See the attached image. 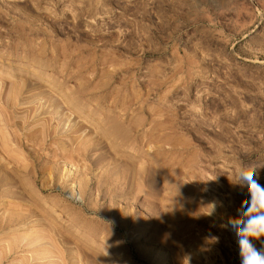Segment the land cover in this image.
I'll return each mask as SVG.
<instances>
[{
  "label": "rangeland",
  "instance_id": "374dc122",
  "mask_svg": "<svg viewBox=\"0 0 264 264\" xmlns=\"http://www.w3.org/2000/svg\"><path fill=\"white\" fill-rule=\"evenodd\" d=\"M0 10V264H240L224 225L239 169L264 183V0Z\"/></svg>",
  "mask_w": 264,
  "mask_h": 264
},
{
  "label": "clouds",
  "instance_id": "9594fccd",
  "mask_svg": "<svg viewBox=\"0 0 264 264\" xmlns=\"http://www.w3.org/2000/svg\"><path fill=\"white\" fill-rule=\"evenodd\" d=\"M255 177L256 169L242 166L237 172L235 183L247 186L249 197L242 203L240 215L224 225L235 235L240 264H264V183ZM212 211L214 206L208 215Z\"/></svg>",
  "mask_w": 264,
  "mask_h": 264
},
{
  "label": "bare ground",
  "instance_id": "6f19581e",
  "mask_svg": "<svg viewBox=\"0 0 264 264\" xmlns=\"http://www.w3.org/2000/svg\"><path fill=\"white\" fill-rule=\"evenodd\" d=\"M0 12H1V10H0ZM46 67V66H45ZM84 114V113H83ZM81 115V114H80ZM84 116V115H83ZM85 117V116H84ZM89 119V118H88ZM93 124V123H92ZM104 243H108L106 240H104ZM124 260V259H123Z\"/></svg>",
  "mask_w": 264,
  "mask_h": 264
}]
</instances>
